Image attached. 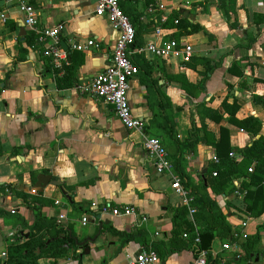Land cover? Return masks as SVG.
<instances>
[{
  "label": "crops",
  "instance_id": "0c3cea01",
  "mask_svg": "<svg viewBox=\"0 0 264 264\" xmlns=\"http://www.w3.org/2000/svg\"><path fill=\"white\" fill-rule=\"evenodd\" d=\"M27 1L38 11L37 29L25 25L18 1L0 0V16L7 15L0 18V209L12 214L0 216V252L11 237L29 236L39 210L59 223L64 213L60 225L80 242L76 256L57 264H129L151 248L161 264H190L198 255L181 238L187 232L183 222L174 234L173 217L186 207L188 219L198 217L197 230L205 228L211 210L195 205L204 195L218 204L233 234L216 237L209 264H264V213H249L246 194L215 193L206 177L223 129L234 150L230 156L242 167L248 160L241 151L264 138V0H119L137 32L132 59L139 72L130 81L129 98L135 115L146 121L144 132L125 127L111 104L76 89L110 64L117 39L109 19L96 14V0ZM178 13L200 29L180 28ZM58 24L71 57L65 72L44 55L47 43L39 40L40 31ZM159 28L161 44L175 38L192 45L190 61L140 50ZM92 38L98 47L70 48L74 39ZM235 102L239 109L232 116L224 103L231 108ZM249 117L262 123L255 134L240 123ZM194 128L206 141H194ZM144 136L162 142L171 171L156 169ZM40 174L62 181L72 199L53 183L37 188ZM172 175L194 196V215L172 188ZM241 182L234 178L235 186ZM108 204L131 210L104 214ZM40 264L51 263L42 257Z\"/></svg>",
  "mask_w": 264,
  "mask_h": 264
},
{
  "label": "built area",
  "instance_id": "2783aa9c",
  "mask_svg": "<svg viewBox=\"0 0 264 264\" xmlns=\"http://www.w3.org/2000/svg\"><path fill=\"white\" fill-rule=\"evenodd\" d=\"M13 1L19 2V9L24 14L25 25L32 29H37V9L27 0H6L7 3ZM156 10L154 7L150 8L151 12H155ZM95 12L98 16L107 17L112 30L117 33L113 56L110 64L104 70L97 73L88 82L77 84L76 89L80 94L111 104L115 114L125 127L144 132L146 121L144 118L135 115L129 98L130 81L139 72V68L132 59V45L136 39V29L129 15L122 9L119 0H96ZM0 18L2 21H6L7 15L4 13ZM63 27L62 24H58L54 27L44 28L39 33V40L47 43L44 55L52 59L55 68L65 72L71 64V57L69 50L61 45ZM162 35V29H157L156 37L148 41L140 50L165 59L179 55L183 61H190L194 53L192 45L180 43L175 38H171L169 41L161 44L159 40ZM98 46L99 43L94 38L87 41L74 39L70 44L72 50L80 51H87L92 47ZM241 131L244 130L241 129ZM143 146L148 151L151 161L159 172L164 170L171 171L173 167L172 161L160 140L144 136ZM231 155H234V153L231 152ZM213 161L219 162L218 156H214ZM249 170L253 171V167H250ZM213 174L217 175V171H214ZM172 178V188L182 197L183 203L189 207L190 213L194 215L197 212V207L193 205L194 196L186 189L178 176L172 175ZM235 192L239 196L246 194V191L239 189ZM57 203L60 202L57 201ZM130 210L129 207L122 209L109 205L102 208L104 214L114 215L130 212ZM12 213H15V209L12 210ZM65 217L64 213L59 216L60 223H63ZM87 222L88 216H84L83 223L86 224ZM196 241L200 242L199 236L196 237ZM224 247L228 248L229 245L225 244ZM208 253V250H202L198 257L190 264H209ZM129 264H161V261L158 253L151 248L143 249L130 260Z\"/></svg>",
  "mask_w": 264,
  "mask_h": 264
},
{
  "label": "trees",
  "instance_id": "16d2710c",
  "mask_svg": "<svg viewBox=\"0 0 264 264\" xmlns=\"http://www.w3.org/2000/svg\"><path fill=\"white\" fill-rule=\"evenodd\" d=\"M125 12L127 13V11ZM176 19H179L178 26L182 29L188 30L189 27H191L193 31L200 29V26L191 23L187 18L181 16L180 13L176 15ZM61 86L60 84V87ZM224 104L226 109L232 112V116L239 109V104L236 102L231 105V108H227V103ZM240 123L249 128L254 134L257 133L262 126V123L254 117H249ZM194 126H196L195 121ZM198 131L199 128H194L191 132V134L195 135L194 141L202 138L206 141L205 137L202 136L200 138L197 136ZM187 145L191 148L192 142L188 141ZM214 145L219 162H210V168L206 174L208 186L211 187L215 193L236 194L235 191L237 189L246 191L245 201L252 200V203L247 202V210L249 213L256 215L264 213V138L254 140L252 146L241 151L248 160L244 165L245 167H242V164L237 163L235 159L230 156L231 152H234V150L230 145L229 131L223 129L221 140L215 142ZM3 153V150L0 148V155ZM253 161H257V165L254 167L253 172L249 173V168ZM243 168L244 171L240 170ZM214 171H217V175L213 174ZM238 174L240 175L237 176ZM244 176H246L248 180L245 181ZM235 177L242 178V182L239 186L234 185ZM236 195L238 196V194ZM24 196L27 195L24 194ZM205 204L211 210V219L208 221V225L199 231L197 230L196 224V222L199 221L197 215L194 217V220L188 219L189 212L186 207L178 210L173 217L175 223L174 234L177 236L179 235V225L183 222L185 224V231L187 232H185L184 235L181 234V238H184V240L186 239L185 245L193 247L197 255H199L202 250L210 251L218 235L225 237L233 236L230 225L226 220V215L221 212L218 204L204 195L196 198V206L201 208ZM108 205L111 206V204ZM259 205H261L260 208ZM36 214V221L29 224L28 237H21L15 240L11 237L9 239L6 249L0 252V264H40V259L42 257H48L51 264H57L60 260L68 258L72 253L76 256L80 242L77 241V238L71 233V230L64 228V226H61L59 222L53 219L42 216L39 210ZM98 214L99 213H96L97 216H99ZM2 215L8 216L12 214L0 209V216ZM19 219L22 220L23 218L19 217ZM216 219L218 222L215 221ZM219 229L224 230L223 232H219ZM110 230L115 234L124 235L127 239L131 238L130 234L120 232L112 228V226H110ZM197 236L200 237V242L196 241ZM4 253L6 254V258L2 257Z\"/></svg>",
  "mask_w": 264,
  "mask_h": 264
},
{
  "label": "water",
  "instance_id": "95a60500",
  "mask_svg": "<svg viewBox=\"0 0 264 264\" xmlns=\"http://www.w3.org/2000/svg\"><path fill=\"white\" fill-rule=\"evenodd\" d=\"M65 42H61L62 45H64ZM208 165L207 164V167L204 169V172L206 173L208 171ZM52 175H46V174H40L38 179H37V182L35 184V186L37 188H44L46 187L49 183H53L54 185H57V186H60L63 194H65L68 198L72 199V196L64 189V186H63V182L60 181V180H54L52 179ZM21 233H23V230L22 228L20 229ZM18 232V230H15L13 233L11 234H8L7 236H14L16 235ZM26 236H28V234H26ZM3 242H4V235L3 234H0V247L3 246ZM89 250V248H87ZM2 257L3 258H6V254H2Z\"/></svg>",
  "mask_w": 264,
  "mask_h": 264
},
{
  "label": "rangeland",
  "instance_id": "374dc122",
  "mask_svg": "<svg viewBox=\"0 0 264 264\" xmlns=\"http://www.w3.org/2000/svg\"><path fill=\"white\" fill-rule=\"evenodd\" d=\"M8 217H11V216H8Z\"/></svg>",
  "mask_w": 264,
  "mask_h": 264
}]
</instances>
